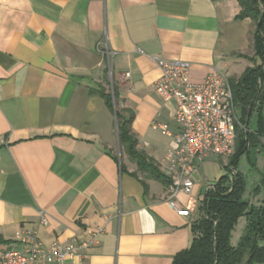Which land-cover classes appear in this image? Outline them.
<instances>
[{
  "label": "crops",
  "instance_id": "0c3cea01",
  "mask_svg": "<svg viewBox=\"0 0 264 264\" xmlns=\"http://www.w3.org/2000/svg\"><path fill=\"white\" fill-rule=\"evenodd\" d=\"M238 11L237 0H0V236L8 241L0 250L20 248L24 228L49 245L103 227L80 264H171L189 247L205 189L224 173L215 161L225 164L216 157L201 164L193 175L197 207L178 213L168 187L131 176L136 167L114 156L115 115L90 92L111 76L134 113L138 148L166 175L170 138L152 123L176 132L175 104L154 93L159 70L150 58L188 62L193 82L214 69L239 77L252 66L244 57L252 24L237 20ZM258 156L260 179L264 149ZM263 195L262 188L250 202ZM245 225L240 217L233 247Z\"/></svg>",
  "mask_w": 264,
  "mask_h": 264
},
{
  "label": "trees",
  "instance_id": "16d2710c",
  "mask_svg": "<svg viewBox=\"0 0 264 264\" xmlns=\"http://www.w3.org/2000/svg\"><path fill=\"white\" fill-rule=\"evenodd\" d=\"M237 20L249 19L252 24V55L245 56L252 66L247 67L237 78L230 77L229 84L233 101L240 111V122L244 127L239 131L236 147L224 165V173L210 186L199 204L200 217L191 225L192 240L189 247L176 254L171 264H264V195L257 204L244 199L247 180L239 170L243 156L249 162L248 149L259 146L264 138V0H237ZM104 100L107 108L114 113L117 129V144L128 161L136 167L130 173L157 181L165 187L170 179L159 169L154 159L138 148V141L132 132L134 113L120 107L121 101L114 84L111 92L99 86L91 91ZM255 114V127L248 130V120ZM264 149V146H263ZM121 171L126 167L121 164ZM144 186L145 183L141 182ZM264 190V177L254 187V196ZM244 217L246 225L237 246L230 243V236L237 220ZM8 244L0 236V245Z\"/></svg>",
  "mask_w": 264,
  "mask_h": 264
},
{
  "label": "built area",
  "instance_id": "2783aa9c",
  "mask_svg": "<svg viewBox=\"0 0 264 264\" xmlns=\"http://www.w3.org/2000/svg\"><path fill=\"white\" fill-rule=\"evenodd\" d=\"M150 59L159 70L154 93L162 101L175 104L172 120L176 132H170L167 125L152 123L153 129L170 138L165 157L166 176L170 179L168 203L178 213L193 212L198 204L192 194L193 175L206 159L225 160L234 152L237 106L227 74L214 69L203 81L193 82L188 62L154 56ZM180 194L187 198L183 206L176 202ZM39 223L44 225L46 219L41 216ZM103 233V227H98L87 232V238L45 245L36 228H24L15 238L21 247L1 249L0 264H80L82 252L96 246Z\"/></svg>",
  "mask_w": 264,
  "mask_h": 264
},
{
  "label": "rangeland",
  "instance_id": "374dc122",
  "mask_svg": "<svg viewBox=\"0 0 264 264\" xmlns=\"http://www.w3.org/2000/svg\"><path fill=\"white\" fill-rule=\"evenodd\" d=\"M252 55V53H248V54H245V56H248L250 57ZM105 86H106V90L108 92H111V76L109 74H106L105 75ZM122 107V105L119 106V108ZM240 111L239 109L237 108V122H235V133H236V140H237V136H238V133L239 131H241V129L244 127V125L240 122ZM255 114L251 115V117L249 118L248 120V130H253L254 127H255ZM159 121L163 122L164 119L160 120ZM164 123V122H163ZM167 123V122H165ZM174 123V122H172ZM171 123V124H172ZM175 124V123H174ZM159 131V130H158ZM169 131H171V126H169ZM160 132V131H159ZM160 135V133H158ZM235 147H236V142H235ZM234 147V149H235ZM113 154L116 158H120L121 156L124 155L123 151L121 148H119V146L117 145L114 149H113ZM259 156H262V154H260ZM256 157V165L253 166L251 165L250 162H248L246 159H245V156H243L240 160V163H239V167H238V170L243 174L245 175L246 177V180H247V184H246V190H245V193H244V197L249 200V201H254L256 199V196L253 195L252 191L254 189V187L257 185V183L259 182V173L256 171V168L259 167V160H261L262 157ZM211 158V157H210ZM215 158V157H213ZM220 159V158H218ZM222 160L223 164H228V160L229 158L223 160V159H220ZM216 165L221 169L223 170L222 166H221V163L216 160L215 161ZM218 169V170H220ZM220 170V171H221ZM198 214V211L196 212ZM235 227V226H234ZM236 228V227H235ZM234 229V228H233ZM245 229V228H244ZM236 230V229H235ZM236 234V232H235ZM232 235V234H231ZM233 238H234V235H232ZM236 236V235H235ZM230 240H231V236H230ZM233 240V239H232ZM234 243V242H233ZM238 242L236 243V246H237Z\"/></svg>",
  "mask_w": 264,
  "mask_h": 264
},
{
  "label": "water",
  "instance_id": "95a60500",
  "mask_svg": "<svg viewBox=\"0 0 264 264\" xmlns=\"http://www.w3.org/2000/svg\"><path fill=\"white\" fill-rule=\"evenodd\" d=\"M259 146L251 147L248 149V159L251 165L255 166L256 165V157L259 153L262 152L263 146H264V138H259ZM208 188L205 189V192ZM205 192L203 195V198L205 196Z\"/></svg>",
  "mask_w": 264,
  "mask_h": 264
}]
</instances>
